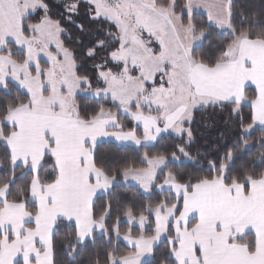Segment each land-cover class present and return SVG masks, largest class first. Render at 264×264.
Returning <instances> with one entry per match:
<instances>
[{"label":"snow or ice","instance_id":"obj_1","mask_svg":"<svg viewBox=\"0 0 264 264\" xmlns=\"http://www.w3.org/2000/svg\"><path fill=\"white\" fill-rule=\"evenodd\" d=\"M62 7L87 39L78 38L83 60L65 44L71 35L47 0H0V145L9 165L0 184V264H57L61 225L69 230L61 249L68 264L98 236L109 247L89 264H156L161 244L160 264H264V0H62ZM197 9L206 13L200 22ZM226 108L239 136L206 159L207 176L168 171L159 179L170 159H192L186 144L170 157L145 151L143 168L97 159L103 140L147 148L176 134L190 143L197 112ZM121 115L142 125V135ZM257 131L259 155L237 168ZM17 168L19 179L31 177L27 185L17 186ZM118 178L171 199L139 214L127 205L114 214L109 200L97 212L94 197L111 196ZM121 215L129 255L117 246ZM149 227L152 235L132 234Z\"/></svg>","mask_w":264,"mask_h":264},{"label":"trees","instance_id":"obj_2","mask_svg":"<svg viewBox=\"0 0 264 264\" xmlns=\"http://www.w3.org/2000/svg\"><path fill=\"white\" fill-rule=\"evenodd\" d=\"M51 8V17L53 20H57L61 23V26L67 29V32L70 33L71 39L68 35H64L62 39L65 44L70 48L74 49L83 60L82 52L83 49L78 42V38H84L87 42L86 37H83L82 34L78 31L75 24L69 23L64 15V9L62 7V0H47ZM237 5H246L251 2V0H235ZM85 9L81 8V17L83 19ZM205 15L197 13L196 20L198 22L204 20ZM39 17H33L32 22H37ZM80 19H77V23L80 22ZM86 22V21H85ZM213 39L219 42L222 37H219L215 31L212 33ZM12 46V51L17 55L19 59V50L18 47L14 44ZM92 61H88L87 65L89 68L92 67ZM254 91V89H251ZM88 106L92 105V102L84 101ZM110 106V105H108ZM115 111V109H112ZM243 119L245 121L249 120L250 109L245 107L243 111ZM130 127H135L131 125ZM192 131L194 133V139L187 143L186 138H176L173 136H165L158 144L155 146L145 147H135L131 145H121L114 142H104L98 144L97 146V159L105 164L106 167H133V168H143L146 167V164L143 160L145 151L149 155L157 154H168L169 157L171 153L176 150L177 145L186 144L187 150L189 151L192 159L185 161L183 157H180L183 162L180 164L169 163L167 168L168 171L174 173H179L185 178H195V177H204L209 174V169L206 164L207 158H213L217 154L222 155L226 147L232 146L238 139L240 128L239 120L235 115L231 114V109L226 108L224 110H209L207 112H197L195 115V122L191 125ZM137 132L139 129L137 128ZM260 133L257 131L253 134L250 144L252 145L251 150L246 152L243 160L237 161V168L241 167L244 164H251L255 158L259 155L257 151L258 147V138ZM179 155V153H177ZM239 156V153L237 154ZM51 159V158H49ZM9 167L5 159V149L3 145H0V184H2L6 178L5 170ZM50 168L51 165L49 164ZM21 168H17L16 176L18 178L17 186L27 185L30 176H25L24 179H19L21 176ZM46 175H51V172L46 173ZM161 178V176H160ZM118 184L120 187H117L112 191V195L101 194L98 196L94 202L95 210L99 212L101 208L108 203L109 200L112 201L113 213L115 214L118 207L127 205L136 210L139 214V210L142 207L152 205L153 207L159 201H162L167 196L171 199L170 193H165L164 195H157L155 192L153 195H146L139 188L134 186H126L123 184L122 178H118ZM13 198L15 197V187L13 188ZM119 202V203H118ZM33 204L29 202L28 209L32 210ZM126 218L121 215V236H123L128 231V226L126 224ZM112 221L109 220V223ZM69 231L63 225L56 236V260L57 264H68L67 257L61 251L63 242L65 241V232ZM133 236H139L141 234L149 236L153 234L152 228L149 227L143 233H141L138 228H133ZM113 245H116L115 238H113ZM119 254L120 255H129L131 249L120 239L118 243ZM109 246L106 244V238H101L98 236L97 242L93 245L90 241L87 243L86 247L82 250L80 255L76 258V264H89L90 261L94 260L99 253V258L103 260L107 248ZM161 251L156 253V264H160V257L164 250L163 244H161Z\"/></svg>","mask_w":264,"mask_h":264},{"label":"rangeland","instance_id":"obj_3","mask_svg":"<svg viewBox=\"0 0 264 264\" xmlns=\"http://www.w3.org/2000/svg\"><path fill=\"white\" fill-rule=\"evenodd\" d=\"M145 35H147V34H145ZM13 44H14V42H13ZM18 47V46H17ZM53 49H54V46H53ZM40 62H41V66L42 67H45L46 65H47V57H45V56H43V55H41V57H40ZM121 120L128 126V127H130L132 124L133 125H135V122H133V121H131L130 119H126L123 115H121ZM135 127L136 128H138L139 129V132H137V135H142V131H143V129H142V125H140V126H136L135 125ZM165 136H173V137H176V138H181V137H179V136H177L176 134H165ZM104 142H114V143H116V144H121V145H131V146H135V147H138V148H140V146H136V145H134V144H132V143H130V142H124L123 144L121 143V142H119V141H115V140H103V141H100V142H98V144H101V143H104ZM149 147V146H148ZM185 159V161H187V160H189V159H186V158H184ZM181 162H183L182 161V159L180 158L179 160H177V161H171V159H170V163H176V164H180ZM146 164V163H145ZM167 172H168V170L167 169H165L164 170V172L160 175L161 176V178H160V176H159V179L161 180V182L163 181V179H164V177L167 175ZM123 184H125L126 186H134V187H137V188H139V186L134 182V181H131V180H129V181H127V182H125V181H123ZM140 189V188H139ZM141 191H142V189H140ZM158 191V190H157ZM143 192V191H142ZM167 192V190H165V193ZM155 193V191L154 192H152V193H145L146 195H153ZM168 193V192H167ZM101 194H104V193H97V196H100ZM96 196V197H97ZM96 197H94V198H96Z\"/></svg>","mask_w":264,"mask_h":264},{"label":"crops","instance_id":"obj_4","mask_svg":"<svg viewBox=\"0 0 264 264\" xmlns=\"http://www.w3.org/2000/svg\"><path fill=\"white\" fill-rule=\"evenodd\" d=\"M196 13H200V14H203V15H205L206 16V13H204L203 12V9H197L196 10ZM251 89H254V86H251ZM251 89H250V93L252 92L251 91ZM98 197V196H97ZM96 197V198H97ZM96 198H94V202H95V200H96ZM181 207H182V205H181ZM190 219V221H191V217L189 218ZM31 226H34V221L32 222V225ZM122 237L123 236H121V240L132 250V246L130 245V244H128V242L127 241H125V240H123L122 239ZM149 261H151V258L149 257V258H147Z\"/></svg>","mask_w":264,"mask_h":264}]
</instances>
